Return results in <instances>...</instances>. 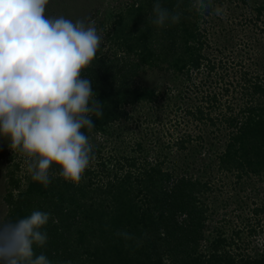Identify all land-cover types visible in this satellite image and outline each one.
Here are the masks:
<instances>
[{
  "label": "trees",
  "instance_id": "16d2710c",
  "mask_svg": "<svg viewBox=\"0 0 264 264\" xmlns=\"http://www.w3.org/2000/svg\"><path fill=\"white\" fill-rule=\"evenodd\" d=\"M154 2L131 0L113 13L105 31L110 53L96 54L81 70L82 76L92 79L96 99L103 104V116L92 117L95 126L91 132L103 133L120 118L129 120L132 115L125 106L158 108L159 91L139 83L140 73L149 70L181 76L186 81L183 91L177 93L182 105L172 102L174 96L168 92L169 110H181L185 117L203 125H215L222 143L212 152L211 163L197 166L195 175L185 167L191 152L199 158L204 156L199 149L202 137L189 131L180 132L172 141L181 160L175 174L163 167L167 153L162 148L170 144L158 142L151 157H145L147 149L142 142L148 140L147 134L153 135V145L158 140L157 132L148 126L160 123V119L144 115L146 127L130 151L114 150L103 158L99 148L93 149V159L78 184L54 176L47 187L30 179L15 197L7 189L3 200L8 210L0 223L17 221L36 210L50 213L41 229L47 232V242L34 246V252L45 254L52 264H264V249L253 253L249 249L248 237L255 232L254 227L243 213H233L234 209L227 207L232 202L229 190L223 199H215V227L206 223L208 207L200 197L210 190V184L199 177L214 167L215 175H228L232 185L248 183L251 178L264 179V0H250L251 4L247 0H213L220 13L231 11L233 15L239 9V21L261 36L253 33L244 41L234 42L236 52L230 61L225 59L226 63L220 58L214 62L205 51L209 41L201 23L212 8L197 12L191 7L192 0H160L170 10L179 2L176 10L181 16L177 24L157 27L151 23ZM226 68L230 70L223 73ZM203 71V79L194 84L191 72ZM208 74L214 79L206 81ZM207 82L210 86L218 84L217 90L208 89ZM189 87H194V97L188 104ZM82 131L85 135L90 132ZM192 140H197L195 145L190 144ZM187 144L190 152L180 153ZM49 171L56 173L60 168L53 164ZM226 185L215 184V193L221 194ZM237 200L235 207L242 210L243 204ZM250 204V209L245 207L256 218L255 226L263 230L259 221L264 200L252 199ZM121 232L133 239L117 235Z\"/></svg>",
  "mask_w": 264,
  "mask_h": 264
},
{
  "label": "clouds",
  "instance_id": "9594fccd",
  "mask_svg": "<svg viewBox=\"0 0 264 264\" xmlns=\"http://www.w3.org/2000/svg\"><path fill=\"white\" fill-rule=\"evenodd\" d=\"M48 0H0V137L27 161L34 182L47 187L54 176L78 184L93 159L92 117L103 116L92 79L81 70L93 61L103 36L94 20L75 22L46 17ZM174 9L155 0L151 23L157 27L180 21ZM213 0H192L197 12ZM221 11L216 9L217 14ZM55 164L59 172L50 173ZM50 213L32 211L17 221L0 223V264H52L34 246L46 244L41 229ZM125 240L133 237L121 232ZM70 264V262H67Z\"/></svg>",
  "mask_w": 264,
  "mask_h": 264
},
{
  "label": "rangeland",
  "instance_id": "374dc122",
  "mask_svg": "<svg viewBox=\"0 0 264 264\" xmlns=\"http://www.w3.org/2000/svg\"><path fill=\"white\" fill-rule=\"evenodd\" d=\"M129 1L131 0H48L44 14L46 17L52 18L64 16L73 22L79 19H84L86 24L89 20H94L98 32L103 36L101 46L98 48L96 54H109V51L111 50H109V45L105 38V31L109 27V20H111L113 13L120 11V9H122ZM247 1L251 4L250 0ZM217 8L213 6L211 12L203 16L204 22L201 23V26L204 27V33L209 41V44L205 48L206 53H208L214 62L220 58L224 63L225 59L230 61L231 57L236 52L234 45L236 48L237 44H234V42L236 43L238 40L244 41L245 38L252 37L253 33V36L255 37L259 36V34L254 32L255 30L248 28V24L244 26L243 23L239 21L240 15L238 14L236 16L239 9H235V12L231 15V11L217 14ZM219 28H222V30H219ZM215 38H218L216 42L217 44L215 43ZM227 38H229L230 42L228 41L226 44ZM223 46L225 48H222ZM231 49H233V52ZM228 70H230V68H226L225 70H222V72L225 73L226 71L228 72ZM205 73L206 71L200 73L197 72L196 74L195 72H191V81H195L194 84H197L199 78L203 79ZM217 73H220L219 68H217ZM210 76L211 74L207 75L206 81L214 79L213 76ZM138 82L145 86L155 88V91H159L160 96H158V101L156 102L158 108L155 109L151 107V109H148V105L146 104L125 106L124 109L128 112V115H132L129 120L120 118L109 124L103 133L95 131H90L88 133L87 136L93 144V149L99 148L103 158L114 154V150L118 151L125 149L124 152L130 151L129 147L137 141V138L143 133L142 129H145L146 127L143 116H156L160 119V123H151L148 127H150V131L157 132L158 135L156 136H158V140L153 145L151 141L153 135L147 134L145 139L147 138L148 140L144 142L141 141L143 149H147L145 157L150 158L154 149H157L159 143L163 142L170 144V147L162 148L163 153H167L163 167H168V169L172 170V173L175 174L177 169H179L178 167L181 160L177 157L178 153L176 152L172 141L180 132L189 131L192 135L199 134L202 137V145L199 149L200 151H203L204 156L203 158H199L197 157L196 152H191V155L193 156H189V159L187 160L188 163H186L185 167L188 171L194 172V169H196L197 166L201 167L202 164H210L211 157H213L212 152L219 149L222 143L221 135L215 134V132L217 133V131H215V125H203L191 117H185L181 110L176 109L175 112H170L169 110L171 101L178 102L182 105V100L177 99V93L183 91V88L185 87L184 84L186 83L185 79L177 75L155 73L146 70V72L140 73ZM205 84L208 86V89L217 90L216 86H218V84H216V86H210L208 82ZM193 90L194 87H189L188 92H186L190 98V100L186 99L187 101H185L188 104L193 102ZM168 92L171 95V98L174 96L176 99H173V97L169 102L167 100L168 98H165L169 95L166 94ZM172 109H174L173 106ZM215 137L221 140H217ZM196 141L197 140H192L190 144L195 145ZM207 143H209L210 146H208L209 144ZM8 144L9 141L6 138L0 137V222L3 218H6L5 216L8 210V207L3 200V195H5L7 189H10L12 197H15L19 191L24 190L26 183L31 179V175L27 171V161L25 157L22 156L18 150H12ZM189 149L190 145L187 144L180 153L187 154L190 152ZM131 154L138 156L140 152H133ZM171 166H174V169H170ZM181 167H184L183 164H181ZM195 174L196 173L194 172V175ZM201 176L202 179L208 180L210 184V190L200 197L202 202L208 207L210 217L207 218L206 223L211 227H215V199H217V201L223 199L225 191L229 190L228 197L232 202L227 207L229 209H234L233 213H243L244 216L247 217L249 224L252 225L251 227H254L255 232L248 237L251 253H253V250L255 249H264V214L260 215L261 220L259 221L263 230H259V228L255 226L256 218H254V216L246 209V207L250 209V202L252 199H254V201L264 200V179L251 178L248 183L240 182L239 184L234 183L232 185L231 183L233 180L230 177L227 178L228 175L216 176L214 167L206 169L204 173L199 175V177ZM217 177L220 178L217 179ZM219 182L227 183V185L222 188L221 194L217 195L215 193V184H219ZM244 195H246V197H243ZM237 198L240 199L241 204H243L242 210H239L240 207H235V205H239ZM208 230L209 229L204 231V236L207 235ZM249 249L248 252H250Z\"/></svg>",
  "mask_w": 264,
  "mask_h": 264
}]
</instances>
